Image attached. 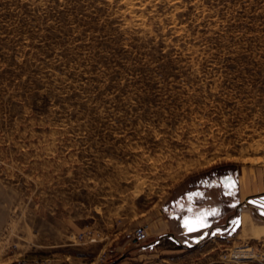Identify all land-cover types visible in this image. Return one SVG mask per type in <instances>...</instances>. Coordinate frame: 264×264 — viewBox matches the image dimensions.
Segmentation results:
<instances>
[{"label":"rangeland","instance_id":"obj_1","mask_svg":"<svg viewBox=\"0 0 264 264\" xmlns=\"http://www.w3.org/2000/svg\"><path fill=\"white\" fill-rule=\"evenodd\" d=\"M263 194L264 0H0V264H255Z\"/></svg>","mask_w":264,"mask_h":264},{"label":"crops","instance_id":"obj_2","mask_svg":"<svg viewBox=\"0 0 264 264\" xmlns=\"http://www.w3.org/2000/svg\"><path fill=\"white\" fill-rule=\"evenodd\" d=\"M226 183L227 181H224L225 186L227 185ZM244 183L245 181L243 180V177H241L239 181V185H238L239 192H240L239 193L240 198H242V196L245 194L244 191H246ZM216 188L217 187H211V189L213 190ZM216 190H219L218 191L219 193L222 192L221 187L217 188ZM204 192L207 193L208 190L204 189ZM224 194L226 197L227 195L226 189L224 190ZM211 197L212 198H211L210 203L206 205V207L208 206L210 208L209 210L211 211L210 214L217 211V209H222V205L227 207L228 205L227 201L225 202L223 201L222 203L221 199L216 200L214 198V194H212ZM199 205L200 204H198L197 207H199ZM196 212H198V210L194 211L195 216H175L176 220L187 221V228L185 232L189 238L194 237L193 239L194 244L196 241V237L200 236L198 233L199 231H203V233H205L206 235L211 234V236L214 234L221 235V236H228L226 231L229 226L230 216H225V215L224 216H196ZM251 219L253 220V222ZM190 228L192 229L191 231L189 230ZM245 229H247L251 235L253 234V232H255L256 234L258 233L259 236H264V208H258L256 210H249L248 208L247 209L242 208L238 216V230L237 231L242 232V231H245Z\"/></svg>","mask_w":264,"mask_h":264},{"label":"built area","instance_id":"obj_3","mask_svg":"<svg viewBox=\"0 0 264 264\" xmlns=\"http://www.w3.org/2000/svg\"><path fill=\"white\" fill-rule=\"evenodd\" d=\"M256 241L255 244L248 247L246 258L255 264H264V239H257Z\"/></svg>","mask_w":264,"mask_h":264},{"label":"water","instance_id":"obj_4","mask_svg":"<svg viewBox=\"0 0 264 264\" xmlns=\"http://www.w3.org/2000/svg\"><path fill=\"white\" fill-rule=\"evenodd\" d=\"M248 201L256 206L264 208V194L260 196H256L253 199L250 198Z\"/></svg>","mask_w":264,"mask_h":264},{"label":"snow or ice","instance_id":"obj_5","mask_svg":"<svg viewBox=\"0 0 264 264\" xmlns=\"http://www.w3.org/2000/svg\"><path fill=\"white\" fill-rule=\"evenodd\" d=\"M189 230L191 231L192 229L190 228Z\"/></svg>","mask_w":264,"mask_h":264}]
</instances>
